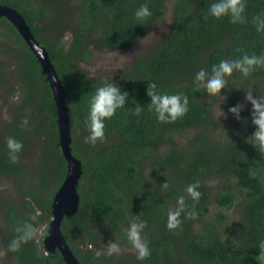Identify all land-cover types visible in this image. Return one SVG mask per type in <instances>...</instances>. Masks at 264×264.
Masks as SVG:
<instances>
[{"label": "trees", "instance_id": "obj_1", "mask_svg": "<svg viewBox=\"0 0 264 264\" xmlns=\"http://www.w3.org/2000/svg\"><path fill=\"white\" fill-rule=\"evenodd\" d=\"M174 1L173 22L163 42L148 56L134 60L127 71L113 78H94L85 65L92 63L95 51H121L136 45L163 19L168 0H0L25 17L50 53L68 95L72 150L82 160L83 175L78 185L79 210L64 219L62 231L82 264H264L259 249L264 241V152L251 143L256 128L252 103L242 94L244 88L255 86L253 90L260 92L257 99L264 96L258 86L264 82V65L247 76L234 70L225 77L231 98L228 108L239 106L238 113H233L241 120L224 135L212 130L214 106L222 90L214 97L193 83L200 68L205 69L206 80L211 66L222 59H239L245 53L264 55V31L258 32L254 21L264 13V0H246L242 23H232L228 16H210L208 7L214 0ZM143 3L152 16L138 21L134 11ZM42 21L45 25L39 27ZM67 33L69 42L65 41ZM0 39L2 45L13 44L10 56L17 65L20 100L26 109L33 105L37 116L29 120L21 106L18 128L0 132V183L5 176L20 180V199L5 210L0 250L12 264H67L60 251L48 253L37 235L16 252L8 248L26 223L39 229L50 222L53 198L66 177L67 162L60 146L53 92L37 57L6 17L0 22ZM0 79L5 83L1 74ZM106 82L115 83L127 97L125 106L105 121L103 140L93 145L85 139L89 103L96 88ZM150 82L159 91L188 96L183 117L167 123L156 119L148 108ZM137 105L143 107L138 116L133 114ZM186 131L194 133L189 145L176 138ZM10 136L23 143L15 163L6 147ZM34 137L40 143L36 153L39 171L35 181L26 184L19 157ZM164 146L167 150L162 152ZM196 181L202 193L198 202L185 191ZM180 195L186 197L185 212L194 209L196 216L182 213L181 225L169 229L167 213L178 206ZM214 202L225 208L239 202L240 216L234 225L222 212L211 216ZM130 219L145 222L141 232L151 255L143 261L137 259L136 250L117 257L107 255L101 246L109 234L133 249L127 239Z\"/></svg>", "mask_w": 264, "mask_h": 264}, {"label": "clouds", "instance_id": "obj_2", "mask_svg": "<svg viewBox=\"0 0 264 264\" xmlns=\"http://www.w3.org/2000/svg\"><path fill=\"white\" fill-rule=\"evenodd\" d=\"M246 0H214L208 7V14L217 19L228 16L232 23H242L245 20ZM152 16V11L147 3L141 4L135 11L134 17L138 21H145ZM257 26V31H264V13L254 17ZM264 65V55H248L245 53L239 59L226 60L222 59L218 64L211 66V74L207 75L202 67L194 76V85L199 89H204L208 94L214 97L221 95V90L225 88L227 83L225 77L231 76L234 70H239L247 76L255 71L257 67ZM147 94L151 97L148 104L150 111L154 112L156 119L161 122L175 121L188 111L189 99L183 93L168 94L158 90L155 82H150L147 87ZM127 93L123 92L115 83H104L97 87L95 94L91 97L86 124L89 128V135L85 138L86 142L93 145L98 140H103L105 136V121L113 117L118 108L125 106ZM247 99L252 103V123L256 125L251 136V143L258 147L261 152H264V96L259 99L253 97L251 93L247 95ZM231 112L238 113L239 106H233L229 109ZM143 107L137 105L134 108L133 114L140 115ZM27 124V121L24 122ZM6 147L10 160L15 163L17 154L22 150L23 143L14 136L7 138ZM167 187V184L164 185ZM199 181L189 184L185 191L194 202H198L202 193L198 190ZM184 195L177 197V207L168 210L167 227L176 229L181 225L182 213L188 217H195L194 209L185 212ZM35 219V216H33ZM145 222H137L136 219L129 220L127 229V239L136 249L137 259L145 260L151 255L149 242L143 238L141 229ZM38 229L31 223H26L23 227L22 234L13 239L8 245L10 251L16 252L20 249L23 243H27L37 235ZM260 254L264 255V241L259 244ZM120 247L117 243H112L108 246L107 255L119 253ZM97 256L101 255L97 251Z\"/></svg>", "mask_w": 264, "mask_h": 264}, {"label": "rangeland", "instance_id": "obj_3", "mask_svg": "<svg viewBox=\"0 0 264 264\" xmlns=\"http://www.w3.org/2000/svg\"><path fill=\"white\" fill-rule=\"evenodd\" d=\"M175 1L168 0L167 11L163 16V19L156 23L152 31L142 38L136 45L126 48L121 51L115 50H103L95 51L92 63L90 65H85L88 73L94 78H113L117 74L127 71L134 60L137 58H142L148 56L151 50L156 48L161 42L165 40L168 35L169 29L173 22V7ZM56 17L58 14L55 15ZM39 27H43L45 22L42 21L38 24ZM1 40V39H0ZM71 36L69 33L66 34L65 41L69 42ZM0 74L4 76L5 83L0 79V132L5 134L8 128H18L19 119V107L25 105L20 100V82L17 75V65L16 61L11 58L13 52V44L8 45L0 44ZM5 52V53H3ZM11 55V56H10ZM259 89L262 90L264 94V82L258 85ZM254 88H244L243 98L247 99V95H251L257 98L259 95V90H253ZM231 102L230 94L228 89H222V97L220 101L214 106V119L215 124L212 128L213 132L217 135H224L230 132L233 127L240 122V117L229 110V104ZM33 105H29L27 110L28 119H37L35 112L32 110ZM36 122H38L36 120ZM73 128V126H72ZM59 130V128H58ZM73 131V129H72ZM73 134V132H72ZM180 143L184 145H189L191 140L194 138V133L192 131H186L176 136ZM38 138H33L30 145L27 147L25 152L20 155L19 161L25 168L23 175L24 183L34 182L38 176L39 166L37 165L36 153L39 147ZM167 150V146H164L161 151ZM20 181V180H19ZM19 181L13 177L5 176L0 183V230L1 228H6L5 224V210L10 203L17 204L19 198ZM218 212H222L229 217L232 225L240 216V205L239 202L236 203L231 208L219 207L217 203H213L211 207V216L215 217ZM216 219V218H213ZM49 224L44 225L38 229L37 237L39 242H43L45 235L44 231L49 228ZM102 231V230H101ZM103 232V231H102ZM44 235V237H43ZM105 240L101 241V246L107 251L108 246L112 243H117L120 247L119 253L116 254L117 257L121 254L129 251H135L136 249H130L125 244L119 241L114 236L109 234L105 235ZM91 247H95L92 246ZM0 264H12L11 259L6 255L5 252L0 250ZM187 264H196L193 262H187Z\"/></svg>", "mask_w": 264, "mask_h": 264}, {"label": "water", "instance_id": "obj_4", "mask_svg": "<svg viewBox=\"0 0 264 264\" xmlns=\"http://www.w3.org/2000/svg\"><path fill=\"white\" fill-rule=\"evenodd\" d=\"M3 17H6L17 28L37 57L42 73L50 84L57 107L60 146L67 162V174L53 198L52 218L43 244L48 253L60 251L67 264H82L62 231L64 219L72 217L79 210L78 185L83 175L82 160L76 157L72 150L71 108L67 101L68 95L50 53L36 39L25 17L17 9L6 4H0V22Z\"/></svg>", "mask_w": 264, "mask_h": 264}]
</instances>
